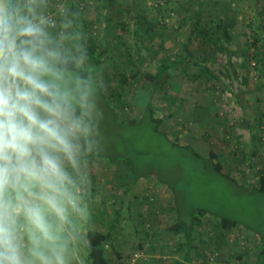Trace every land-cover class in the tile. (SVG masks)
Returning a JSON list of instances; mask_svg holds the SVG:
<instances>
[{
    "label": "rangeland",
    "instance_id": "1",
    "mask_svg": "<svg viewBox=\"0 0 264 264\" xmlns=\"http://www.w3.org/2000/svg\"><path fill=\"white\" fill-rule=\"evenodd\" d=\"M115 1L109 5L107 0H53L64 7L77 3L97 43L107 49L97 71L108 96L106 100L100 97L104 113L101 147L107 157L115 152L121 156L116 163L99 157L91 160V194L87 199L90 212L95 214L99 207L109 211L102 221L91 220L89 228L107 231L112 219L119 218L117 235L108 247L112 264H129L132 259L137 264H175L174 260L184 257V249L178 244L180 235L168 228L165 218L172 201L170 189L155 182L153 175L142 176L131 186L128 165L120 161L126 153L137 157L140 171H150L152 165L160 163L156 172H163L176 183V189L186 192L188 202L221 207L264 233V200L259 195L246 194L207 171L201 160L178 150L147 119L133 128H123L110 111L115 110L125 123L141 119L151 97L155 114L164 118L163 128L170 139L178 134L182 142L192 144L202 155L220 152L226 174L250 188L259 186L264 170V72L258 74L253 60L244 64L238 48L254 34L257 21L264 20V0H203L201 6L197 0ZM198 9L207 25L232 18L231 40L205 49L191 38ZM146 19L151 21L147 33L142 25ZM107 23L112 25L110 29ZM122 23L125 27L119 26ZM185 43L188 56L157 86L149 82L146 73L154 74L160 62L174 60ZM202 55L217 77L207 80L201 75L194 61ZM137 68L138 78L119 89L121 73ZM113 86L122 92L119 99L111 95ZM166 94L177 102L171 104ZM205 227L199 230L190 264H255L257 233L239 226L225 232L219 247L214 221Z\"/></svg>",
    "mask_w": 264,
    "mask_h": 264
},
{
    "label": "clouds",
    "instance_id": "2",
    "mask_svg": "<svg viewBox=\"0 0 264 264\" xmlns=\"http://www.w3.org/2000/svg\"><path fill=\"white\" fill-rule=\"evenodd\" d=\"M102 87L75 11L0 0V264H87Z\"/></svg>",
    "mask_w": 264,
    "mask_h": 264
},
{
    "label": "trees",
    "instance_id": "3",
    "mask_svg": "<svg viewBox=\"0 0 264 264\" xmlns=\"http://www.w3.org/2000/svg\"><path fill=\"white\" fill-rule=\"evenodd\" d=\"M107 3L109 5H113V3L116 4V1L107 0ZM197 3L199 4V6H201L203 4V0H197ZM66 8H71L79 15L83 30L85 32V40L88 47L89 64L91 66V69L97 72L99 69H101L105 61V54L107 52V49L105 46L97 43L96 37L91 27L81 16V9L79 5L75 2H70L66 5ZM200 10L201 9H198L193 16V25L190 31L191 38L198 40V42H200V45L205 47V49L213 47L215 45L221 47L223 46L224 42L230 41L232 38L230 32L235 24L232 18L221 19L218 23L207 25L201 20ZM106 17L108 20L109 17ZM107 24L109 25L108 29H110V26L112 25L110 23ZM142 25H144L143 32L147 33L148 26L151 27V21L149 19H146V21H144ZM255 25L256 28H253L254 34L249 35V39H247L245 43L238 49L240 54L243 56L244 64H247L250 60H253L254 67L259 74V72H264V20L259 19ZM119 26L125 27L124 23ZM114 28L116 29L117 27ZM187 46V43L182 46V51L176 56L174 60L160 62L154 74L146 73L145 76L147 80L149 82L151 81L155 86H157L161 82V80L164 79L165 75L171 70L172 67H175L177 64H179L184 59V56H188L190 51ZM233 52L235 54H239L238 51ZM207 60L208 58L202 55L194 61V64L199 68L202 76L206 77L207 80H211L217 77V73L207 63ZM139 73V68L133 69L129 73H121L120 83L117 84V87L119 89L123 88V85L125 83L138 78ZM245 81H247V79ZM145 89L147 90V88ZM121 94L122 92L118 91V89L113 86L111 95L116 99H119ZM100 97L104 100H106V98L108 97L103 88L100 91ZM166 97L171 104L177 102V99L173 96H170L169 94H166ZM133 102L134 104H136V99H133ZM110 111H112L114 121L123 128H125L126 126L133 128L147 119L149 123L153 125L154 129L165 136L166 140L170 141L171 144L173 146H176L178 150L188 151L193 158L201 160L207 171L223 177V179L226 180L231 186L238 188L240 191L245 192L246 194L254 193L255 195H259L264 200V170L262 171L263 173L259 178V186L250 188L247 183L238 182L223 171L224 158L220 152L218 153L216 151H210L207 155H202L192 144L182 142L178 134L175 135L174 139H170L167 135L168 133L166 129L163 128V125L165 124L164 118L158 117L155 114V109L151 97L146 101V109L143 115H141L142 117L140 116L141 119L137 118L131 120L129 123H125V121L119 120V115L115 110L110 108ZM253 137H255L254 134ZM118 156H121V154L115 152V154L110 153L109 157H107L105 150L100 145V151L96 157L107 159L112 163H116L117 161H119ZM122 156L123 158L120 161H125L128 165L131 186L135 185L140 177L149 175L152 177L153 175L155 182L166 185L172 193V201H170L169 206L166 208L165 218L167 220L168 228L176 235H180L178 244L184 249L183 259L174 260L175 264H189V262L191 261L192 250L196 249L197 247L196 239L197 237H199V230L206 228V224H208L212 220L214 221V234L218 238L219 247L224 242L223 239L225 236V232L239 226L244 225L247 230L252 231L255 234L257 233L256 236L259 241V248L257 250L255 264H264V233L251 226L239 216L232 215L221 207L213 208L207 205H194L191 202H188V196L186 192L176 189V183L165 177L163 172H156L157 170H159V167L162 166L160 163L156 166L152 165V167L149 169L150 171L144 172L138 169L137 157L135 158L133 155H130L128 153ZM87 194H91V189L88 188ZM95 212L96 213L94 214V212L91 211V220H95L98 222L102 221L103 218L109 214L108 209H101L100 207L96 208ZM118 221V217L112 219L107 231H100L92 228L88 229V248L86 250L88 264H112V259L109 257L108 247L112 244L114 238L117 235ZM143 221H145V219H143Z\"/></svg>",
    "mask_w": 264,
    "mask_h": 264
},
{
    "label": "built area",
    "instance_id": "4",
    "mask_svg": "<svg viewBox=\"0 0 264 264\" xmlns=\"http://www.w3.org/2000/svg\"><path fill=\"white\" fill-rule=\"evenodd\" d=\"M129 264H137V263H136V259H132V260L129 262Z\"/></svg>",
    "mask_w": 264,
    "mask_h": 264
},
{
    "label": "crops",
    "instance_id": "5",
    "mask_svg": "<svg viewBox=\"0 0 264 264\" xmlns=\"http://www.w3.org/2000/svg\"><path fill=\"white\" fill-rule=\"evenodd\" d=\"M189 264H190V262H189Z\"/></svg>",
    "mask_w": 264,
    "mask_h": 264
}]
</instances>
